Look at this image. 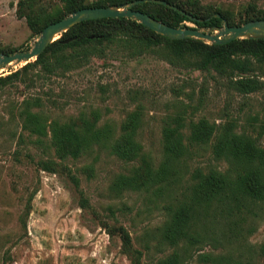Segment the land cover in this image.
<instances>
[{
    "label": "trees",
    "instance_id": "trees-1",
    "mask_svg": "<svg viewBox=\"0 0 264 264\" xmlns=\"http://www.w3.org/2000/svg\"><path fill=\"white\" fill-rule=\"evenodd\" d=\"M38 1L18 0L16 9L18 18L25 19L32 37L37 38L46 26L80 9L137 0H57L50 1L48 7L39 6ZM161 1L176 10L155 3H141L133 10L174 28L183 22L209 28L220 27L223 20L229 27L264 20V10L254 3L234 18L229 12L201 6L197 0ZM215 14L219 18L212 17ZM188 16L203 22L191 21ZM119 50L133 56L155 52L174 67L210 75L242 97L264 89V40L241 39L222 45L194 39L170 40L129 19L105 18L72 27L35 61L1 76L0 90L15 83L32 85L35 80L64 77L88 66L93 58L105 59L108 53ZM190 107L180 102L179 110L177 107L165 118L162 158L156 167L137 141L142 128L140 108L128 114L119 131L109 125L99 126L95 114L91 118L81 114L65 122L49 120L39 97L24 99L18 116L22 131L33 139V145L59 161L46 157L39 160L40 169L52 173L66 169L76 188L79 180L62 163L68 159L77 160L97 148L108 150L122 162L137 163L113 180L111 191L145 193L150 204L155 208L160 205L164 220L154 233L153 248L163 256L155 264H189L195 255L201 264H257V259L264 258V243L252 245L248 239L264 218V147L259 138L264 132V118L260 122L250 116L248 128L239 127L234 120L216 125L205 118L188 119ZM83 171L89 175L93 167L84 166ZM82 197L80 207L88 208V201ZM29 209L26 205L24 218ZM115 229L131 263L140 264L143 251L132 250L125 228ZM205 246L218 252L199 253ZM143 250L149 252V244Z\"/></svg>",
    "mask_w": 264,
    "mask_h": 264
},
{
    "label": "rangeland",
    "instance_id": "rangeland-1",
    "mask_svg": "<svg viewBox=\"0 0 264 264\" xmlns=\"http://www.w3.org/2000/svg\"><path fill=\"white\" fill-rule=\"evenodd\" d=\"M50 1L58 2L39 0L38 5L48 7ZM197 1L234 18L250 3L264 10V0ZM17 3L0 0V51L30 48L37 40L25 19L18 18ZM182 24L197 28L189 22ZM22 66L1 71L0 77ZM36 97L49 120L65 122L95 114L99 126L109 125L114 131L140 108L142 128L137 141L154 167L162 158L164 120L179 110L180 102L191 106L188 119L205 118L216 125L234 120L242 128L250 116L260 122L264 118V89L242 97L210 75L174 67L152 51L133 56L119 50L105 59L93 58L88 66L64 77L35 80L32 85L15 83L0 90V264H132L122 249L118 226L129 232L132 250L143 251L140 264H155L163 256L153 248L154 233L164 220L160 205L155 208L145 193L111 191L113 180L137 163L122 162L97 148L77 160L62 162L79 180V188L66 169L56 173L40 169L39 160L53 155L33 145L18 116L22 101ZM259 138L264 147V132ZM88 165L93 167L89 175L83 171ZM81 194L88 208L80 207ZM26 205L30 209L24 218ZM248 241L264 243V218ZM146 244L149 252L143 250ZM217 252L210 246L199 251ZM189 264L201 263L195 255ZM257 264H264V258L257 259Z\"/></svg>",
    "mask_w": 264,
    "mask_h": 264
},
{
    "label": "water",
    "instance_id": "water-1",
    "mask_svg": "<svg viewBox=\"0 0 264 264\" xmlns=\"http://www.w3.org/2000/svg\"><path fill=\"white\" fill-rule=\"evenodd\" d=\"M141 3H155L176 10L175 7L161 0H137L120 6L80 9L62 18L60 21L46 26L30 48L10 54L0 53V72L35 61L50 44L58 40L62 34L75 25L105 18L129 19L170 40L194 39L211 45H222L241 39L264 40V20H253L241 26L232 27H229L226 21L223 20L220 27L190 28L181 24L179 27L174 28L147 14L133 10L135 6ZM212 17L219 18V15L215 14ZM188 18L191 21L203 22V20H197L192 16H188Z\"/></svg>",
    "mask_w": 264,
    "mask_h": 264
}]
</instances>
